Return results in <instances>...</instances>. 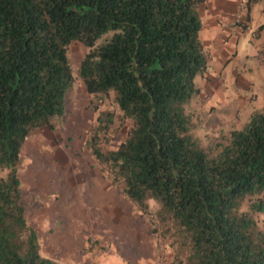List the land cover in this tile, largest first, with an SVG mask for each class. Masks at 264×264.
Instances as JSON below:
<instances>
[{
    "label": "trees",
    "instance_id": "1",
    "mask_svg": "<svg viewBox=\"0 0 264 264\" xmlns=\"http://www.w3.org/2000/svg\"><path fill=\"white\" fill-rule=\"evenodd\" d=\"M206 1L0 0V264H65L28 221L20 165L33 131L63 124L74 41L87 92L119 109L99 111L87 144L143 214L157 204L173 264H264V105L208 146L195 132ZM118 118L129 129L107 149Z\"/></svg>",
    "mask_w": 264,
    "mask_h": 264
},
{
    "label": "rangeland",
    "instance_id": "2",
    "mask_svg": "<svg viewBox=\"0 0 264 264\" xmlns=\"http://www.w3.org/2000/svg\"><path fill=\"white\" fill-rule=\"evenodd\" d=\"M248 1L252 9L247 12L246 1L243 20H236V8L224 23L223 40L212 35V48L209 38L205 42L212 52L210 69L198 77L202 95L191 111L196 135L206 146L212 134L242 127L264 105V20L259 21L258 9L253 16L259 0ZM88 50L79 41L69 46L76 80L67 94L63 124L33 131L24 144L20 177L28 221L44 236L43 254L65 264H173L168 241L153 231L159 229L153 214L157 204L143 214L87 144L99 111L117 108L112 99L103 102L87 92L79 68ZM211 81L212 91L207 88ZM129 126L118 118L103 147L116 149Z\"/></svg>",
    "mask_w": 264,
    "mask_h": 264
},
{
    "label": "crops",
    "instance_id": "3",
    "mask_svg": "<svg viewBox=\"0 0 264 264\" xmlns=\"http://www.w3.org/2000/svg\"><path fill=\"white\" fill-rule=\"evenodd\" d=\"M240 1L241 0H207L203 5L202 15L204 18V41L207 42V39L209 38L208 42L211 48L212 35H215L217 38L223 40V37H225L224 35L228 34V30L224 23L231 17L230 14H232L236 10V8H238V4L240 3ZM260 1L261 0L256 3L253 9V16L256 9H258V11H261L259 21L264 20V5H260ZM207 88L209 90L211 89L212 91V81L209 85H207Z\"/></svg>",
    "mask_w": 264,
    "mask_h": 264
},
{
    "label": "built area",
    "instance_id": "4",
    "mask_svg": "<svg viewBox=\"0 0 264 264\" xmlns=\"http://www.w3.org/2000/svg\"><path fill=\"white\" fill-rule=\"evenodd\" d=\"M245 11H246V3L244 1H240L239 7L237 9V14H236V20L238 22L243 20L244 15H245Z\"/></svg>",
    "mask_w": 264,
    "mask_h": 264
}]
</instances>
